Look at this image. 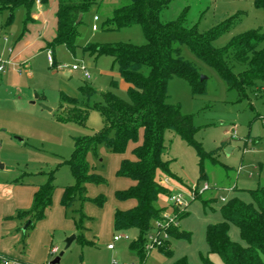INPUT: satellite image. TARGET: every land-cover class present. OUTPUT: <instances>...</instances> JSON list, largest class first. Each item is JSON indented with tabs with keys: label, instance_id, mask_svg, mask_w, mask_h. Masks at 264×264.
<instances>
[{
	"label": "rangeland",
	"instance_id": "1",
	"mask_svg": "<svg viewBox=\"0 0 264 264\" xmlns=\"http://www.w3.org/2000/svg\"><path fill=\"white\" fill-rule=\"evenodd\" d=\"M47 1L48 7L50 0ZM254 1L172 0L161 11L160 16L163 20H170L176 18L182 9L187 7V22L191 25L195 24L200 31L232 19L229 28L213 42L214 46L220 47L233 36L247 30L264 31V12L255 6ZM113 2L100 0L92 4L84 13L77 30L75 42L78 46L74 53L62 44L54 47L53 54L57 64L71 65L82 60L89 67L88 71L92 75L88 80L84 79L79 71L66 76L61 69L49 65L46 50L39 45L41 41L44 42L42 40L44 30L40 31L39 21L33 22L29 19L25 21L26 11L23 7H18L14 11L13 18L8 24H6L8 12L0 11V58L9 61L4 74L2 73L7 75V78L0 81V110L3 112L4 120V125L1 127L4 129L0 131V142H2V153L13 154L12 160L19 168L33 172L39 169L45 171L55 169L58 162L70 157L75 137L91 135L102 128V116L93 107L94 103L103 101L98 94L87 100L88 116L84 125L74 122L62 124L56 121L55 114L61 91L70 95L74 92L80 97L78 87L87 83L98 90H110L120 98L128 99L127 87L118 75L112 57L100 55L94 58L81 49V46L87 43H145L139 24L118 30L102 29V22L117 5ZM53 13L52 11V19ZM95 15L98 16L97 21L93 19ZM93 23L98 27L96 30L92 29ZM3 36H7L6 40ZM27 38L28 42L23 44ZM262 45L264 42L261 43ZM181 54L200 67L201 75L205 76L202 91L193 93L185 80L172 77L167 84V101L177 104L183 113L192 115L193 123L197 128L194 134L195 141L217 160L216 163H211L207 159L205 161L207 179L199 178L195 147L173 131L165 133L164 158L170 160L169 167L174 174L173 177H167L168 186L171 192H180L186 199L187 214L178 220V227L189 232L190 237L170 239L172 248L170 258L155 247L146 251L144 260L131 251L129 246L138 238V228L114 231L107 226V209L110 208L109 204L113 209L114 191L123 180L115 176L113 164H116V161L104 156L101 153L104 147L99 146L97 158L92 156L94 161L92 168L103 176L105 182L90 184L86 194L89 199L82 205L76 200L69 212L71 217L76 219L78 209L82 207L83 212L89 217L88 220L96 223L94 228L86 226L85 221L83 231L84 234L88 228L92 231L96 230L91 236V241L94 243L82 246L74 240L63 250L65 245L63 241L59 251L49 255L47 264H50V261L62 250L63 254L56 264H112L113 258L118 264H169L180 257H185L188 264H203L202 256L206 255L215 264H223L217 254L208 252L205 228L208 223L222 219L220 211L224 203L222 197L228 199L238 196L244 201H250L251 197L247 189L256 188L264 180V81L256 80L255 84L246 87V95L239 98L238 92L228 89L225 80L212 67L198 59L188 46H182ZM16 56H20V59ZM231 65L234 72L244 68L235 62ZM28 69L31 72L29 77L26 75ZM14 107L18 108V111H15ZM19 111L22 114H19ZM25 121L29 122L24 123ZM8 143L14 145L10 151L7 149ZM130 145L133 146V143ZM105 151L108 152L106 149ZM35 176L45 178L41 174ZM73 181L69 167L66 164L59 165L55 172V187L58 184L66 186ZM204 183H208L210 188L198 192ZM100 193L106 199L103 204V208L106 209L104 219L99 218L103 212L92 200ZM204 200L208 201L207 204H204ZM157 203L159 206L169 204L166 196H160ZM114 233H124L128 237L116 241L115 249L109 250L106 247L107 242L103 243L102 240L107 237L110 239ZM229 235L232 240L245 244L235 225H231ZM145 240L148 241L147 234Z\"/></svg>",
	"mask_w": 264,
	"mask_h": 264
},
{
	"label": "trees",
	"instance_id": "2",
	"mask_svg": "<svg viewBox=\"0 0 264 264\" xmlns=\"http://www.w3.org/2000/svg\"><path fill=\"white\" fill-rule=\"evenodd\" d=\"M34 1L0 0V11L9 12L7 17L9 23L14 11L18 7H23L26 11V21L30 17ZM56 1V32L53 39L47 42V46L63 44L74 53L78 46L75 42L77 30L83 15L92 4L100 0ZM112 1L117 5L102 22V29L118 30L139 24L145 43H87L81 46V49L95 58L100 55L112 57L119 75L130 84L127 89L128 99H122L110 90L100 91L87 83L78 87L80 97L60 92L56 121L62 124L74 122L84 125L88 116L87 100L98 94L103 101L94 103L93 107L101 114L103 126L91 135L75 137L70 157L59 162L55 169L37 173L45 176V181L34 193L31 207L18 211L17 217L31 221L23 232L24 241L26 231L44 216L45 209L51 204L55 172L59 165L66 164L74 179L72 184L64 187L62 205L69 208L76 200L82 205L89 199L86 195V184L105 182L103 176L91 170L86 159L87 154L91 153L97 158L99 146H103L108 152L123 153L129 143H138L132 149L135 159H123L116 171L117 176L130 178L134 184L127 189L115 191L117 199L133 198L137 203L130 209L114 211L113 228L114 231L138 228L139 236L131 242L129 249L144 260L145 235L161 217V213L163 211L177 213L178 220L187 214L186 209L178 211L169 204L159 206L157 203L160 196L168 198L171 193L163 178L174 176L169 167L170 160L164 158L165 133L173 131L195 147L199 178L207 179L205 170L207 159L211 163L217 162L195 141L194 134L197 128L192 115L183 113L177 104L167 101V84L172 77L185 80L193 93L202 91L204 79L200 80V67L196 62L182 56V46H188L198 59L212 67L225 80L228 89L236 90L238 97L241 98L246 95V87L255 84L256 80L264 81V45L261 46L264 42V31L247 30L233 36L224 46L216 47L213 45L214 40L229 28L232 19L200 31L195 24L187 22V7H184L176 18L161 19V11L172 0ZM254 3L264 12V0H255ZM80 14L81 18L78 20ZM232 62L244 68L234 72ZM247 191L251 197L250 201H244L238 196L226 199L220 208L222 219L208 223L205 228L208 252L217 254L223 264H264V180L256 188ZM92 200L101 207L106 199L103 194H99ZM207 202L204 200V204ZM73 219L76 226V241L82 246L93 244L83 235L84 222L89 217L83 212L82 207L78 209L77 218ZM231 225L238 228L244 245L230 238ZM166 232L168 238L162 241L157 250L170 258L172 257L170 239L189 238L190 234L172 225ZM202 262L215 264L207 255L202 256ZM169 264L188 262L185 257H180Z\"/></svg>",
	"mask_w": 264,
	"mask_h": 264
},
{
	"label": "crops",
	"instance_id": "3",
	"mask_svg": "<svg viewBox=\"0 0 264 264\" xmlns=\"http://www.w3.org/2000/svg\"><path fill=\"white\" fill-rule=\"evenodd\" d=\"M3 11H7V10H3ZM52 11L54 12L53 19L51 15ZM56 11H57L56 0H50V5L48 7L46 3H41L39 0H35L31 7L29 20H32L33 22H37V21L40 22L38 25L40 31L44 30L42 32L43 35L42 40H44V42L41 41L39 45H41V47H43L44 50L47 51L49 49L52 52L54 63L57 65L53 54L55 46L53 47L47 46V42L53 39L56 32ZM6 24H8V22H6ZM46 28L48 29L46 30ZM39 33L41 34V32ZM6 37L7 36H3V39ZM37 41L39 42V39ZM26 42H28V38L23 42V44ZM16 58L20 59V56H16ZM77 62H82V60ZM88 68L89 67L87 66V69ZM62 71L66 76H71L72 73L76 71L81 72L80 70H71L70 68H66ZM3 74L2 73L0 74V81L2 80L4 81L7 78V75H3ZM80 74L84 79H86L83 76L82 72ZM26 75L28 77L31 76L30 69L26 71ZM91 78L92 75L90 74L89 79ZM121 79L124 81L123 78ZM125 85L127 89L130 86V84L127 82H125ZM71 96L77 97V95H75L74 92L71 93ZM13 109H15V111H18V108L16 107H14ZM20 111L18 113L22 114ZM2 114L3 112L0 110V131L4 129L1 128L4 125ZM28 122L29 121H25L24 123H28ZM131 143H133V146H131L129 143L125 152L123 153H108L105 151L104 148L101 149V153L104 156H107L108 158H113L114 162L116 161V164H113V170L115 171V176L117 178H120V180H123L121 182V185L118 186L119 188L117 187V190L127 189L128 187L134 184V181L132 179L116 175V171L118 170L120 163L123 159H129V160L135 159L134 155L132 154V149L138 143H134V142ZM13 147H14L13 144L8 143V148H7L8 151H10V149H12ZM2 149H3L2 142H0V164L3 165L0 168V255L7 257V259L14 261L16 264H47V260H49V255H50L49 248L52 245H55L58 247V249H60L62 246L61 244H63V241L67 236L71 234L76 235L75 222L73 217H71L69 213L73 205L69 208H65L62 205L61 198L65 186L58 184L53 190L51 204L45 209L44 216L40 220L36 221L33 224V226L26 231V235L23 241V232L27 228L26 227L25 229H23V227L24 224L29 219H19L17 217V212L22 210H28L31 207L34 193L37 191L38 186L45 181V178L35 175L38 172L45 170L39 169V170H35V172L23 170L19 168V166H17L12 160L11 156L13 154H10V152H6L5 154H3ZM92 156L93 155L91 153H88L86 159L89 165L91 166V170L98 174V172L94 171L92 168L94 165ZM100 161H102V159ZM164 179L166 178H163V180ZM90 184L92 183L86 184V194L88 193V187L90 186ZM114 198L115 199L112 202L113 209L111 208V204H109L110 208L107 209V216H108L107 226L110 229H114L113 215L116 209H120V210L130 209L134 207L137 203L136 200L133 198L124 199V200L117 199L115 197V191H114ZM103 206L99 207V209L100 211L103 212L102 214L104 215L106 209H104ZM102 214H100L99 218L101 217V219L102 218L104 219L106 214L104 216ZM95 224L96 223H94V221L91 222L87 220L85 222V225L86 226L88 225L89 227L90 226L94 227ZM94 233H96V230L92 231L90 228H88V230L85 231L83 235L85 239L91 241L92 240L91 236H93ZM74 240H76V238ZM110 240L111 238L109 239V237H107L102 241L103 243L104 242L108 243ZM0 264H5V263L0 259Z\"/></svg>",
	"mask_w": 264,
	"mask_h": 264
},
{
	"label": "built area",
	"instance_id": "4",
	"mask_svg": "<svg viewBox=\"0 0 264 264\" xmlns=\"http://www.w3.org/2000/svg\"><path fill=\"white\" fill-rule=\"evenodd\" d=\"M94 21L98 20V16L95 15L93 17ZM98 27L95 23H93L92 25V29L96 30ZM6 39V38H4ZM46 56H47V61L49 63V65L51 67H56L59 69H66V68H70L71 70H80L83 74V76L86 79L90 78V73L87 69V66L83 63V62H77V63H73L71 65L66 64V63H60V64H55L54 63V59H53V55L52 52L48 49L46 51ZM9 63L8 59H2L0 58V74L4 72L6 65ZM164 183L168 184L169 181L168 179H164L163 180ZM210 188V185L208 183H204L203 187L201 190H199V192H203L204 190H207ZM192 197L193 194H192ZM168 202L169 205L172 207L177 208L178 211H182L184 209H186L187 207V202L186 199L184 198V195L180 192H171L170 195L168 196ZM223 201H225L226 199L224 197L221 198ZM178 226V216L177 213H174L172 211H163L161 213V217L159 219H157L154 222V225L152 227V229H150V231H148L147 235H148V241H146L145 243V250L148 252L151 248L155 247L157 248L159 245L162 244V241L164 239L168 238V234L166 232V229L169 226ZM127 234L124 233H114L111 237V240L106 244L107 249L109 250H113L115 248V242L122 239V238H127ZM59 251L58 247L55 245H52L49 248V254H56ZM0 259L5 263V264H16L14 261H11L9 259H7V257L0 255ZM112 264H118V261L116 259H112Z\"/></svg>",
	"mask_w": 264,
	"mask_h": 264
},
{
	"label": "water",
	"instance_id": "5",
	"mask_svg": "<svg viewBox=\"0 0 264 264\" xmlns=\"http://www.w3.org/2000/svg\"><path fill=\"white\" fill-rule=\"evenodd\" d=\"M81 18V14L79 15L78 17V20ZM205 78L204 75H201L200 76V80H203ZM48 110H50L48 108ZM3 165L0 164V168L2 167ZM31 223L30 220H28L25 224H24V227L23 229H25L29 224ZM76 238V235L75 234H71L69 236H67L65 239H64V249L65 250L66 248H68L70 246V244L73 242V240ZM63 250L59 252V254L53 258L51 261H50V264H56L59 262V259H60V256L63 254Z\"/></svg>",
	"mask_w": 264,
	"mask_h": 264
}]
</instances>
